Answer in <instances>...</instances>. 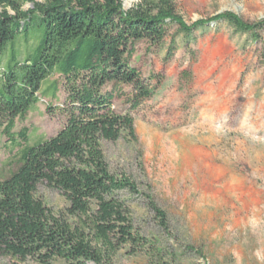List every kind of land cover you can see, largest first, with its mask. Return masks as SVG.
Returning <instances> with one entry per match:
<instances>
[{
  "label": "trees",
  "instance_id": "1",
  "mask_svg": "<svg viewBox=\"0 0 264 264\" xmlns=\"http://www.w3.org/2000/svg\"><path fill=\"white\" fill-rule=\"evenodd\" d=\"M123 2L0 0V130L14 143L27 141L26 129L14 132L16 119L40 95H57L52 76L64 78L66 93L63 127L23 147L17 169L0 179V256L119 264L123 256L142 255L146 264H177L165 238L167 212L150 197L137 210L127 195L138 193V186L113 170L105 153L107 142L138 140L132 115L114 109L115 90L131 88L132 109L156 94L157 75L143 76L132 57L140 41L165 42L172 25L188 46L212 22L214 30L226 24L259 41L264 19L251 23L226 11L189 24L174 0H137L129 9ZM177 49L173 36L166 58ZM109 84L112 92L105 91ZM41 185L60 191L68 204L48 206L38 194Z\"/></svg>",
  "mask_w": 264,
  "mask_h": 264
},
{
  "label": "rangeland",
  "instance_id": "2",
  "mask_svg": "<svg viewBox=\"0 0 264 264\" xmlns=\"http://www.w3.org/2000/svg\"><path fill=\"white\" fill-rule=\"evenodd\" d=\"M174 1L189 24L226 11L251 23L264 19V0ZM136 2L124 0L123 6ZM213 28L197 30L188 46L176 25L161 44L137 43L132 66L145 77L157 75L158 88L137 109L129 102L130 87L115 90L114 109L132 115L138 140L107 142L104 149L112 169L138 186V193L127 195L133 206L141 211L150 197L167 212L165 238L177 264H264V30L254 41L226 24ZM173 36L178 49L168 60ZM53 81L59 82L57 95H40L16 119L14 132L26 129L27 141L14 143L0 130V179L17 169L23 147L66 123L64 78L54 75ZM38 194L54 210L68 204L46 185ZM148 226L155 230L153 218ZM0 264L39 263L0 256ZM119 264L146 259L123 256Z\"/></svg>",
  "mask_w": 264,
  "mask_h": 264
}]
</instances>
